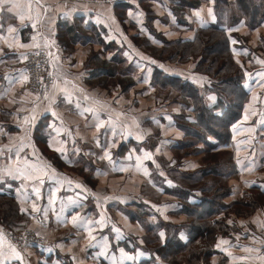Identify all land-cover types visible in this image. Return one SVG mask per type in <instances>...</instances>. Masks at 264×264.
I'll list each match as a JSON object with an SVG mask.
<instances>
[{
  "label": "crops",
  "instance_id": "0c3cea01",
  "mask_svg": "<svg viewBox=\"0 0 264 264\" xmlns=\"http://www.w3.org/2000/svg\"><path fill=\"white\" fill-rule=\"evenodd\" d=\"M20 2L23 4L26 0ZM41 3L49 6V11L44 14L43 8L40 9L43 20L38 25L41 35L36 43L48 55L51 53L49 72L54 74L53 79L63 86V80L67 77L87 94L103 101L107 107L97 106L100 119L108 121L111 116L118 126L115 136L107 123L97 131L96 118L91 113L80 116L75 109L77 97L84 107L92 104V101H84L83 95L75 92L72 103H67L63 94L57 92L54 107L72 136L64 132L56 136L50 125L55 123L59 126L60 121L45 111L48 101L41 98L37 119L30 126L35 154L32 146H26L17 161L16 148L9 152L4 146L19 145L22 136L25 145L29 144L26 134L29 126H25L22 132L19 126L21 121L16 117L29 114L34 96L28 95L24 84L20 83H15L7 96H0V128L6 133L0 135V148H3V152H0V197L10 198L16 203L15 216L26 215L25 229L33 230L42 240L41 244L27 247L26 255L30 263L25 260L24 264H112L113 257L120 264V249L135 257V260L125 258L123 264H185L182 257L169 262L164 252L160 255L156 248L170 247L174 243L188 245L189 229L185 225L190 216V207H198L209 201L215 189L220 190V202L226 206L249 201L256 192L264 197V123H257L261 120L264 103L258 102L257 115L249 113V119L244 120L245 108L250 104L253 93L264 101V88L257 85L260 79L257 73L264 71V66L257 63V58L264 60V21L255 29H249L243 21L232 26L222 21L221 28L227 35L239 37H232L238 41L231 43L232 52L236 49L233 59L236 63L239 61L237 64L243 71L244 87L248 92L239 120L234 124L239 131L233 139V125L229 140L224 143L201 132L203 130L197 126V118L187 101L175 91L151 81L153 72L158 70L163 75L177 77L196 86L209 85L210 80L195 71L196 61L171 62L167 55L175 42L193 41L197 30L217 23L212 0H122L114 4H99L94 0H41ZM84 5L89 11H84ZM73 8L76 11L70 16L63 15ZM209 8L212 9V16L208 14ZM197 11L200 18L194 15ZM130 12L132 15H129ZM137 13L143 15L138 16ZM97 15L106 23H97ZM111 17L115 18L114 23ZM9 26L17 29L12 36L18 37L20 43H33L31 37L35 32L31 23L20 21L15 10L0 12V36L9 35ZM228 29L238 30L229 32ZM9 42H12L11 37ZM161 47H167L163 54L156 52ZM31 48L9 49L0 39V60L3 61L0 63V92L8 87L5 76L15 77L20 70H24L26 60L21 61L16 56L21 53L27 55ZM141 56L145 59H141ZM55 57H59V60H55ZM152 60L156 63H151ZM146 77L147 83L144 82ZM68 87L71 88V84ZM162 92L164 96H160ZM209 96L215 95L210 93L206 97L207 104L212 105L215 101H209ZM12 100L16 102L11 103ZM20 108L25 110L18 112ZM117 113L123 115L117 117ZM166 117H171V121ZM133 118L139 123V128L133 124ZM124 125L130 126L132 135L121 134ZM249 127H254L255 132L244 131ZM137 133L143 139H137ZM53 137L64 141V156L54 150L59 144L54 142L53 147L49 146ZM95 138L99 139L101 146L114 141L113 146L108 148L112 160L117 168L127 166V171H114L107 159H101L103 148L97 146ZM144 152L152 154V159L142 161L149 176H144L135 167L136 157H142ZM25 160L38 166L51 165L43 184L15 178L17 169L25 166ZM238 160L240 163H237ZM250 164L254 165L251 171L248 170ZM51 169H55V174ZM6 170H11L13 175H6ZM97 170L108 174L97 175ZM58 180L63 182L57 183ZM69 180L71 184L67 182ZM253 181L255 183H251ZM77 184L84 187L79 188ZM34 185L40 189L39 200L33 192ZM53 192L55 203L50 205ZM69 198L74 203H70ZM33 202L41 210L44 207L49 209L47 226L33 219L34 215L42 217V212L32 213ZM62 202L69 205L63 212ZM22 207L27 211L21 212ZM77 212L85 221H93L89 226L94 229L96 240L91 243L96 247L89 246L84 227L77 229L71 223L57 222V214L70 219ZM102 216L103 226L95 223ZM215 217H225L229 226L228 234L221 238L236 244V234H240L239 244L261 247V244H253L247 237L254 235L258 240H264V229L253 223L256 218L264 220V205L250 212L240 208L238 214H225L223 210L216 212ZM229 220L232 224L228 223ZM160 232L165 234L163 241ZM104 238L108 243L106 256L99 255V245L104 243ZM219 239L213 245L215 252L208 258V264H218L219 259L220 264H230L228 256L216 247ZM5 248L7 250V245ZM230 250L235 256L245 255L239 248ZM5 264H20V261L9 259Z\"/></svg>",
  "mask_w": 264,
  "mask_h": 264
},
{
  "label": "trees",
  "instance_id": "16d2710c",
  "mask_svg": "<svg viewBox=\"0 0 264 264\" xmlns=\"http://www.w3.org/2000/svg\"><path fill=\"white\" fill-rule=\"evenodd\" d=\"M217 16V23L197 30L193 41H177L169 50L167 58L171 62L186 63L196 61L195 71L210 80L209 85L196 86L177 77L163 75L154 71L151 81L159 86L175 91L187 101L197 118V126L207 134L221 142H228L230 128L237 123L243 104L248 99L244 87V75L241 67L234 61L229 35L221 28L222 4L227 12L228 25L243 21L249 29H255L264 21V0H212ZM121 2V1H120ZM119 2V3H120ZM193 4V3H191ZM223 13V12H222ZM239 38L237 35L232 36ZM216 83H212V82ZM216 97L212 105L207 104V95ZM248 195V194H247ZM252 195V194H251ZM221 192L216 190L209 201L198 207H190L188 213L189 243L188 245L171 244L156 248V252L166 256V260L174 262L184 258L185 264H208V258L215 252L213 245L229 232L225 217H215L216 212L224 210L225 214L239 213L240 208L252 211L258 206V192L252 198L239 203L223 205L220 202ZM235 207H239L236 208ZM16 203L7 197H0V226L13 232L25 229L27 216H15ZM184 253V254H182ZM24 259V258H23ZM25 261V259H24ZM220 259L218 264H220Z\"/></svg>",
  "mask_w": 264,
  "mask_h": 264
},
{
  "label": "snow or ice",
  "instance_id": "6c2138e0",
  "mask_svg": "<svg viewBox=\"0 0 264 264\" xmlns=\"http://www.w3.org/2000/svg\"><path fill=\"white\" fill-rule=\"evenodd\" d=\"M57 7L59 8L60 6L58 5ZM65 7H66V5H65ZM82 7H83L85 12L89 11L87 5H84ZM41 8H43L44 14H46L49 11V6L42 4L41 0H26V2L23 4L20 2V0H0V12H2L4 10H7L9 12L15 10L16 15L18 16L20 21H22V22L25 20L29 21L31 23V27H32L33 31L35 32V35H33L31 37L33 43L23 44V43L19 42L18 37L12 36V34L15 33L17 31V29L12 27V26H9L7 29V32L9 35L8 36H0V39L4 40V42L7 44L9 49H11L13 47H18V48H28V47L39 48L40 47L39 43H36V41H37V37L41 35V33L38 30V25H40L42 20H43V14L40 11ZM74 11H76L75 8L69 10L68 12H64L63 15L70 16L71 13ZM208 14H209V16H212V9L211 8L208 9ZM129 15H132V13L130 12ZM137 15L142 16L143 13H137ZM194 15L197 18H200V12L199 11L195 12ZM212 18L215 19L214 16ZM111 19L114 23L115 18L111 17ZM96 22L97 23H106L105 21H103L101 19V17L99 15H97V17H96ZM203 24H204V21L201 19V26H203ZM235 30H238V29H228L229 32L235 31ZM9 37H11L12 42H9ZM229 40L231 41L232 44L238 43V41L233 39L231 36H229ZM47 43L48 42L46 40V46H47ZM0 52H2V50H0ZM233 53L236 54V49H233ZM36 55H39V53L37 52ZM49 55H51V53H49ZM125 55H128V53H125ZM16 58L23 61V60H27L28 56L26 54L21 53L18 56H16ZM129 59H131V57H129ZM141 59H145V58L143 56H141ZM55 60H59V57H55ZM2 62L3 61L0 60V63H2ZM150 62L156 63V61H154V60H152ZM237 63H239V61H237ZM257 63L264 66V60H259L257 58ZM53 66L55 67V65H53ZM160 67L164 68L163 65H160ZM164 70L169 71L167 68H164ZM150 71L151 70L149 69V72ZM245 74L249 75L248 73H245ZM53 75L54 74L52 72H49V76H53ZM81 75H83V74H81ZM257 76L260 78L257 81V85L260 88H264V71L258 72ZM5 79L8 81V87L5 88L2 92H0V96H7V94L12 90V86L15 83L24 84L29 80V77L26 74L25 70H20V72L17 76H15V77L5 76ZM144 82L145 83L148 82L147 77L145 78ZM70 84H71V88L68 87V85H70ZM246 86L250 87L249 85H246ZM40 87L42 89V93L41 92H37L35 94L27 93L28 95L34 96V99L32 101V108L30 109L29 114L23 116L22 118L19 116L16 117L17 120L21 121L19 126H20V129L22 132L25 131V126H29V130L26 133L27 137H28L29 144L25 145L24 137L22 136V137H20L21 142L19 145H15V146L5 145L4 146L8 149L9 152L12 151L13 147L16 148L15 155H16L17 161L20 160V152L26 146H32L33 147V154H35V151H36L35 147H34V145H31L30 126L33 125L35 123V120L37 119V109L39 108V102L41 101V98H43V100L48 101V104L45 108V111L50 112L51 115L56 120L60 121L59 126H56L55 123L50 125V127H52L53 131L56 133V136L57 137L60 136L62 132L67 133L69 136H72L71 130L64 127V121L58 115L56 108L54 107V105H56V103H57V95H56L57 92L63 94L65 102H67V103H72V97H73L74 93L80 92L83 95L84 101H92V104L84 107L81 105L80 98L77 97L76 101H75V109L77 110L78 114L80 116H84L85 113H91L97 120V123L95 124V128L97 129V131H99V129L103 128L105 126V124L107 123L110 126V130L112 132V135L115 136L117 134L116 129H117L118 125H117L116 121H113L111 116L109 117L108 121L101 120L99 117L98 107L103 108V107H107V105L103 101L96 99V98L90 96L89 94H87L83 88H80L76 84L69 81L67 79V77H65L63 80V86H61L58 83V81L54 78L52 81V85H51L52 90H53L51 93L49 92L48 87L44 84L42 77L40 78ZM208 99H209V101H213V102L215 101V97H213V96H209ZM21 100H23V97H21ZM10 102L15 103L16 101L12 100ZM258 102L264 103V101H261L260 97L256 93H253L252 100H251L250 104L245 108V115H244L245 121H247L249 119V113L252 116L257 115L256 105ZM24 110L25 109L20 108L17 111L20 112V111H24ZM116 115H117V117H119V116H122L123 113H117ZM260 115H261V120H258L257 123H264V111H261ZM166 119L171 121V117H166ZM133 124L135 125V127L139 128V123L136 122L135 118H133ZM129 129H130L129 125H124L121 134L124 136L132 135L133 133ZM238 131H239V129L237 128V126L234 125L233 126V133H234L233 139H235V134ZM244 131L249 132V133H253V132H255V128L249 127V128L244 129ZM5 134L6 133L4 132V129L0 128V135H5ZM136 137H137V139H143V136L140 135L139 133L136 134ZM54 142L56 144L60 145L58 147H55L54 150L61 153V155L64 156V154H65V148L63 147L64 141H58L55 139V137H53L49 141V146L53 147ZM95 142H96L97 146H100L103 148V156L101 157V159H107L114 171H120V172L127 171V166L121 165L119 168H117L116 163L112 160V156H111V153L108 150V148L113 146L114 141H109L104 146L100 145V141L98 138H95ZM157 150H159V149H157ZM78 151L79 150L77 149V152ZM0 152H3V148H0ZM237 152L239 153V146H237ZM128 158L131 159V156H129ZM146 159H149V160L152 159V154L148 153V152H144L142 157L137 156L136 157L137 163H136L135 167H136L137 171H142L144 176H149V172H148L147 168L144 167L142 164V161L146 160ZM153 163H155V161H153ZM237 163H240V161L238 160ZM24 165L25 166L23 168L17 169V171L15 173V178L22 179L24 181H34L38 184L44 183V177L46 175H48L47 170L51 168V165L38 166L36 164H30L27 160L24 161ZM189 166L195 167V165H189ZM253 168H254V165L250 164L248 170L251 171V170H253ZM51 171L53 172V174H55V169H51ZM5 174L6 175H13V172L11 170H6ZM107 174L108 173L106 171L101 172L100 170H97V175H107ZM52 178H54V176ZM62 182L63 181H59V180L57 181V183H62ZM67 182L69 184L72 183L71 180H69ZM169 183H171V181H169ZM251 183H255V181H253ZM246 184H248V182H246ZM76 186L79 188L84 187L81 184H77ZM262 187H264V185H262ZM33 192L36 194V199L39 200L40 199L39 187H36L34 185L33 186ZM18 198H19V196H18ZM97 199L99 200V197H97ZM104 199H108V197H105ZM69 202L74 203L73 201H71V198H69ZM54 203H55V192L52 193V196L49 199L50 205H52ZM68 206L69 205L64 204L62 202L61 203V211L63 212L64 209ZM158 210L162 211V209H158ZM20 211L26 212L27 210L22 207L20 209ZM31 211H32V213H41L42 212V217H37L34 215L33 219H36V220H38L39 223H42V224H44V226H47L46 222L48 220V211H49V209L47 207H44L41 210V208L35 202H33L32 206H31ZM57 222L60 224L71 223L73 225V227H76L77 229L84 227L85 230L87 231V234H88L87 238L89 240V246H91V247L97 246L96 244L91 243L92 241L96 240V237L93 235L94 229L89 226L93 223V221H91V220L85 221L80 216V214L77 212V213L72 214L70 216V219L61 218L60 215L57 214ZM95 223L103 226V223H104L103 216L101 217V219L99 221H95ZM228 223L232 224V221L229 220ZM253 223H255L260 229H264V220L256 218L253 220ZM241 224L243 225V222H241ZM114 230L117 232L119 231L118 229H115V228H114ZM37 235H39V233H37ZM159 235H160V239L163 241L165 238V234L163 232H160ZM181 236L183 238V234H181ZM240 238H241L240 234H236V240H237L236 244H232L226 238H220L218 243L216 244V247L228 256L230 264H237V262H241V264H243V262H253V261H258L259 264H264V240H258L254 235L248 236L247 238L251 239L253 244H255V243L261 244V247H253L250 245L239 244ZM5 245H7V250L5 248ZM99 246L101 248L99 255H105L106 256L107 252H108L107 238H104V243L99 245ZM57 247L62 248L63 246L57 245ZM232 248H239V250L242 251L243 253H245V255H242V256L233 255V252L230 250ZM48 250L51 251V249H48ZM120 254H121L120 264H123V260L125 258L128 260H135L134 256L128 255L123 249H120ZM138 255H143V253H138ZM9 259H15V260L20 261V264H24V259H23V256L21 255V253L17 250L15 245L6 241L4 234H3V230L0 229V264H5V262L8 261ZM73 259H75V258H73ZM112 264H117L115 257L112 258Z\"/></svg>",
  "mask_w": 264,
  "mask_h": 264
},
{
  "label": "built area",
  "instance_id": "2783aa9c",
  "mask_svg": "<svg viewBox=\"0 0 264 264\" xmlns=\"http://www.w3.org/2000/svg\"><path fill=\"white\" fill-rule=\"evenodd\" d=\"M99 4H114L122 0H94ZM39 55H36V53ZM28 59L25 61L24 70L29 77V80L24 83L25 89L32 94L37 92L42 93L40 87V78H43L44 84L48 87L49 92L51 91L53 77L49 76V55L46 51L39 48L32 47L27 54ZM3 230L4 237L8 242L15 245L17 250L21 253L23 258L28 261L26 257V249L30 245L41 244L36 233L30 229H24L22 231L13 232L5 227H0Z\"/></svg>",
  "mask_w": 264,
  "mask_h": 264
},
{
  "label": "rangeland",
  "instance_id": "374dc122",
  "mask_svg": "<svg viewBox=\"0 0 264 264\" xmlns=\"http://www.w3.org/2000/svg\"><path fill=\"white\" fill-rule=\"evenodd\" d=\"M231 1V0H230ZM224 8V6H223V4H222V8H221V13H219L220 14V16H221V14H222V21H224V22H226L227 21V12H226V10H222ZM223 12V13H222ZM179 20H182V18H179ZM142 44L144 45V46H146V43L145 42H143L142 41ZM256 44H257V42H256ZM167 50V47H161V48H159V49H156V52L157 53H159L160 52V54H163L165 51ZM137 75L135 74V79H137ZM212 83H214V82H212ZM217 84V83H216ZM25 88V87H24ZM164 92H162L161 94H160V96L162 95V96H164L165 95V93L163 94ZM252 198V197H251ZM253 200V199H252ZM256 200L258 201V203H257V205L256 206H258L257 208H263V205H264V197H261V196H257L256 197ZM236 208H239V207H235V209ZM31 230V229H30ZM33 231V230H32ZM28 253V252H27ZM26 253V254H27ZM26 257H27V259L29 260V256H27L26 255ZM29 263H30V260H29Z\"/></svg>",
  "mask_w": 264,
  "mask_h": 264
}]
</instances>
